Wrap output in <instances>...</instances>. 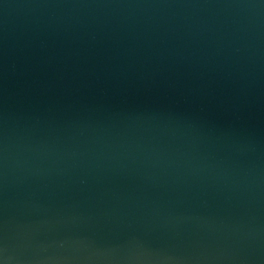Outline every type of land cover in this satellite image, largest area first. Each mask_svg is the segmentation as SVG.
Instances as JSON below:
<instances>
[{
  "label": "water",
  "instance_id": "water-1",
  "mask_svg": "<svg viewBox=\"0 0 264 264\" xmlns=\"http://www.w3.org/2000/svg\"><path fill=\"white\" fill-rule=\"evenodd\" d=\"M0 264H264V0H0Z\"/></svg>",
  "mask_w": 264,
  "mask_h": 264
}]
</instances>
